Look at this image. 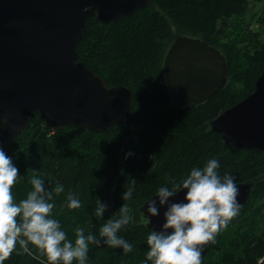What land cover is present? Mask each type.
<instances>
[{"label":"trees","instance_id":"obj_1","mask_svg":"<svg viewBox=\"0 0 264 264\" xmlns=\"http://www.w3.org/2000/svg\"><path fill=\"white\" fill-rule=\"evenodd\" d=\"M254 5L249 0H150L145 8L107 24L88 19L76 47L78 60L108 87L130 91L132 126L99 133L78 125L50 131L33 113L14 141L3 146L21 175L12 188L14 197L24 198L31 189V169L39 170L50 189L62 184L65 191L54 193L53 211L73 240L77 226L99 237L101 225L127 204L134 220L121 234L133 250L90 244L89 264H142L149 230L140 222L138 207L161 185L180 182L193 166L202 167L212 157L220 161V173H231L237 184L263 175L262 152H237L222 144L221 135L208 131L214 118L253 92L264 66V39H252L260 32L244 37L231 28ZM256 23L264 31L263 13ZM178 36L197 38L225 58L227 83L203 103L181 106L167 89L163 60ZM128 152L132 155L125 159ZM132 178L136 191L123 201ZM69 192L80 199V208L67 207ZM99 199L108 205L103 217L93 214ZM29 247L24 252L18 246L4 264H48L44 253ZM202 264H264V179L216 242L204 246Z\"/></svg>","mask_w":264,"mask_h":264},{"label":"water","instance_id":"obj_2","mask_svg":"<svg viewBox=\"0 0 264 264\" xmlns=\"http://www.w3.org/2000/svg\"><path fill=\"white\" fill-rule=\"evenodd\" d=\"M149 2L0 0V144L14 141L35 112L50 131L72 125L93 133L121 124L130 129V91L108 87L78 60L76 47L88 19L107 24ZM226 69L217 49L187 36L176 37L163 60L167 89L181 106L203 103L218 93L227 83ZM208 131L221 135L222 144L237 152L257 150L264 155V66L253 92L214 118ZM261 179L264 174L237 184L240 206ZM183 197L182 191L170 199ZM148 200L138 207L140 215L146 213ZM166 207L145 225L148 230H161Z\"/></svg>","mask_w":264,"mask_h":264},{"label":"clouds","instance_id":"obj_3","mask_svg":"<svg viewBox=\"0 0 264 264\" xmlns=\"http://www.w3.org/2000/svg\"><path fill=\"white\" fill-rule=\"evenodd\" d=\"M3 125L0 124V127ZM132 153L125 154V159ZM220 161L212 157L202 166H193L180 182L163 184L149 199L146 213L141 211L140 222L148 226L160 207L167 206L163 213L161 230L154 228L147 234V254L142 264H202L204 246L216 242V235L240 212L239 187L231 173L221 174ZM28 183L31 189L17 200L12 192L18 182L19 169L3 145H0V264L15 251L30 252L32 245L47 257L48 264H89L91 245H108L123 253L133 250V244L121 234L125 226L133 222L132 209L125 203L118 214L100 227L99 237L85 227L74 228L75 239L67 232L54 213V193L65 191L62 184L53 188L46 186L39 170H32ZM137 181L132 178L122 193L123 201H130L136 191ZM182 201H172L180 192ZM67 207L78 209L80 199L69 192ZM108 205L100 199L93 214L105 215Z\"/></svg>","mask_w":264,"mask_h":264},{"label":"rangeland","instance_id":"obj_4","mask_svg":"<svg viewBox=\"0 0 264 264\" xmlns=\"http://www.w3.org/2000/svg\"><path fill=\"white\" fill-rule=\"evenodd\" d=\"M249 1L255 2L254 7L251 9V11L244 18H237L234 21L233 26L231 28L235 32L241 33L242 36L244 35V37H246V33H248L252 37V35H254V34L256 35L258 32H260L259 34H257L256 38L255 37L252 38V39L258 40V42H260L264 39V31H262V29L259 28L258 23H256V18L259 15H261L262 13L264 14V0H259V1L249 0ZM171 29L174 31V27H171ZM168 49H167V51H168ZM167 51H166V53H167Z\"/></svg>","mask_w":264,"mask_h":264},{"label":"flooded vegetation","instance_id":"obj_5","mask_svg":"<svg viewBox=\"0 0 264 264\" xmlns=\"http://www.w3.org/2000/svg\"><path fill=\"white\" fill-rule=\"evenodd\" d=\"M162 71H163V66H162ZM163 75H164V73H163ZM164 80H165V77H164Z\"/></svg>","mask_w":264,"mask_h":264},{"label":"bare ground","instance_id":"obj_6","mask_svg":"<svg viewBox=\"0 0 264 264\" xmlns=\"http://www.w3.org/2000/svg\"><path fill=\"white\" fill-rule=\"evenodd\" d=\"M132 15V14H131Z\"/></svg>","mask_w":264,"mask_h":264}]
</instances>
